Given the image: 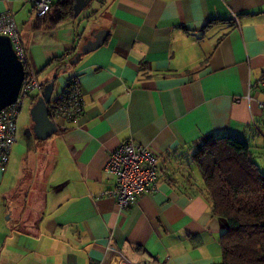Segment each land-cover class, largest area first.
I'll return each instance as SVG.
<instances>
[{"label": "crops", "instance_id": "0c3cea01", "mask_svg": "<svg viewBox=\"0 0 264 264\" xmlns=\"http://www.w3.org/2000/svg\"><path fill=\"white\" fill-rule=\"evenodd\" d=\"M58 1L39 16L32 0H0L27 66L44 75L21 129L32 159L8 178L16 140L0 170V264L221 262L225 221L201 190L193 153L228 134L264 165V0H89L78 13L73 0L59 23ZM101 28L103 44L78 55ZM72 75L84 111L67 119L47 106L42 126L31 108L45 83L54 81L52 96ZM127 140L158 155L157 190L120 209L106 163Z\"/></svg>", "mask_w": 264, "mask_h": 264}, {"label": "trees", "instance_id": "16d2710c", "mask_svg": "<svg viewBox=\"0 0 264 264\" xmlns=\"http://www.w3.org/2000/svg\"><path fill=\"white\" fill-rule=\"evenodd\" d=\"M72 3L58 1L56 22L72 14ZM193 157L203 180L201 190L213 213L225 221L222 260L216 264H264V171L251 144L217 134L204 139Z\"/></svg>", "mask_w": 264, "mask_h": 264}, {"label": "built area", "instance_id": "2783aa9c", "mask_svg": "<svg viewBox=\"0 0 264 264\" xmlns=\"http://www.w3.org/2000/svg\"><path fill=\"white\" fill-rule=\"evenodd\" d=\"M39 16L51 8V0H32ZM0 33L7 34L15 50L25 65V78L17 99L0 110V170L4 171L9 161L13 144L18 135V115L23 101L34 91L41 89L42 83L36 72L26 64V53L20 39V32L13 12L0 10ZM264 90V80L262 81ZM53 116L74 119L84 111V98L78 76L72 75L66 85L53 93L49 101ZM264 109V94L259 100ZM106 169L115 177L114 186L107 192L113 195L120 209H126L137 201L144 191L157 190L158 155L147 146L132 140L122 142L110 152ZM122 264H137L127 258Z\"/></svg>", "mask_w": 264, "mask_h": 264}, {"label": "water", "instance_id": "95a60500", "mask_svg": "<svg viewBox=\"0 0 264 264\" xmlns=\"http://www.w3.org/2000/svg\"><path fill=\"white\" fill-rule=\"evenodd\" d=\"M89 0H76L74 4L75 13H78L81 7ZM108 30L99 29L93 38L87 39L78 51V55L87 53L101 46L105 41ZM74 60L62 66L69 67ZM56 76V74L54 75ZM25 78V65L18 56L11 38L7 34L0 33V110L14 102L19 94L20 87ZM54 81L45 83L41 94L31 108V114L34 119L42 126L50 121L48 116L47 103L50 100L53 91ZM40 115L38 118L37 116Z\"/></svg>", "mask_w": 264, "mask_h": 264}, {"label": "rangeland", "instance_id": "374dc122", "mask_svg": "<svg viewBox=\"0 0 264 264\" xmlns=\"http://www.w3.org/2000/svg\"><path fill=\"white\" fill-rule=\"evenodd\" d=\"M38 79L42 82L44 80V75L39 76ZM33 100H34V95L33 94L28 95L24 99L21 111H20V113L18 115L19 133H18V139H17V142H16V146H17L19 154L15 157V162H14L15 166L12 167V169H11V166H9L11 163H8V165H7V166H9L8 167V172L12 171L11 175H8V178L15 177V175L19 171L21 163L27 161V157L32 159V156H33V153L29 152L27 150V148H25V146H27V144H28V146H30L32 141L28 138V136L26 134H24L21 131L22 128H23V131H24V127L28 126V123L30 122V119H31L30 107H31V104L33 103ZM30 149L33 150L32 147ZM260 167L264 171V165H260ZM16 169H17V171H13V170H16Z\"/></svg>", "mask_w": 264, "mask_h": 264}]
</instances>
